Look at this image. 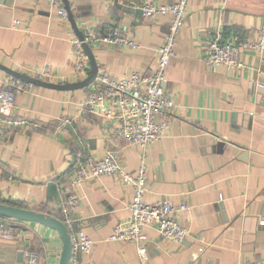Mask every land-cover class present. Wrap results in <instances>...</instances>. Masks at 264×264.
Returning a JSON list of instances; mask_svg holds the SVG:
<instances>
[{
    "label": "crops",
    "instance_id": "obj_1",
    "mask_svg": "<svg viewBox=\"0 0 264 264\" xmlns=\"http://www.w3.org/2000/svg\"><path fill=\"white\" fill-rule=\"evenodd\" d=\"M117 1L141 10L142 2L176 0ZM68 2L80 31L91 26L102 36L119 27L137 42L136 47L104 43L91 48L99 71L117 77L152 69L169 13L146 20L118 8L114 0ZM262 10L263 0L188 1L162 84L173 102L169 128L147 148L144 195L148 203L166 198L187 206L175 217L188 234L178 244L148 229L146 264H264V54L240 52L243 68H209L203 59L216 33L226 41L254 40ZM13 19L19 21L16 28L10 26ZM74 40L68 16H59L47 0H0L3 66L27 75L48 70L55 76L52 83L77 82L89 74V61L86 57L83 76L77 78ZM10 77L0 69V88ZM91 85L66 91L31 85L16 94L10 116L28 124L0 132V203L53 213L61 184L78 197L72 216L79 234L94 242L88 253L76 254L78 264H140L133 244L107 241L128 217L131 187L114 175L71 185L78 148L85 158L99 159L112 146L126 171L134 173L140 165V149L114 136L119 115L114 106L102 103L78 116ZM65 116L78 117L64 125L59 119ZM15 223L21 234L0 238V264H24V249L38 255V264H58L62 242L55 230Z\"/></svg>",
    "mask_w": 264,
    "mask_h": 264
},
{
    "label": "built area",
    "instance_id": "obj_2",
    "mask_svg": "<svg viewBox=\"0 0 264 264\" xmlns=\"http://www.w3.org/2000/svg\"><path fill=\"white\" fill-rule=\"evenodd\" d=\"M189 0H176L171 4H153L142 2L141 15L150 20L156 15L169 13L171 15L167 32L162 43L156 49L154 66L149 71L132 70L117 77H110L105 71L98 70L96 81L91 85L86 99L80 104L79 115L85 116L102 103L114 106L117 115V125L114 127V136L121 138L127 144L137 146L141 151L140 165L134 173L126 171L119 163L117 148L107 146L99 159L85 158V152L78 148L73 154V180L72 187H80L90 178H99L103 175L117 176L123 184L132 189V197L127 204L128 217L125 221L118 222L111 234L107 237L110 243H130L135 246L140 264L148 260L146 242L148 229H154L157 234L166 240L182 243L188 231L175 217L179 210L188 209L183 204L175 205L170 199H159L155 202H145L144 195L147 191L145 184L147 148L163 138L168 130L167 119L173 106L172 96L164 90L162 84L165 80L166 70L173 55L177 35L184 24L185 13ZM59 16L67 19L62 0H47ZM263 22L256 30L254 40L226 41L216 33L204 49V62L209 68L226 66L227 68H243L244 64L239 59L240 52L253 50L260 55L264 54V0L262 10ZM19 21L13 19L10 23L16 28ZM83 41L90 48L101 46L104 43L119 46L136 47L137 42L122 31L119 27L112 28L107 35L97 34L91 26H83ZM81 41H73L75 55L74 74L77 78L83 76L86 55L81 46ZM30 76L47 82H53L55 76L48 70H30ZM31 84L21 80L8 78L0 88V132L4 128H15L28 124L23 117L12 118L10 110L14 105L16 94L26 90ZM258 86H263L259 84ZM78 116H65L59 120L64 125L73 124ZM108 117V114H107ZM161 120L158 121L157 119ZM60 201L58 208L59 218L71 236L72 255L69 264H78L76 254L88 253L93 245V240L86 235H80L79 240L73 232L72 213L78 204V197L73 191L67 190L61 184ZM54 215V214H53ZM14 219L0 217V238L6 240L17 239L19 231ZM19 222V221H18ZM24 264H38V255L29 249L23 250Z\"/></svg>",
    "mask_w": 264,
    "mask_h": 264
},
{
    "label": "water",
    "instance_id": "obj_3",
    "mask_svg": "<svg viewBox=\"0 0 264 264\" xmlns=\"http://www.w3.org/2000/svg\"><path fill=\"white\" fill-rule=\"evenodd\" d=\"M62 1L64 3V8L69 18L70 24L75 34L77 35L78 40L82 42L81 43L82 49L84 51V54L88 58L89 65L86 69L89 71V74L86 76V78H83L82 80H79L77 82L58 84V83L38 80L30 75L12 70L11 68H8L0 64V69L6 71L11 76V78L21 80L27 84H31L34 86L50 88L59 91L81 89L87 87L88 85L96 81L98 66L96 64V60L94 58L92 49L88 46L87 43L83 41L84 39L83 31L82 30L80 31L76 25V21L72 16V12L68 0H62ZM114 5H116L118 8L122 9L125 12L141 13V10L133 8L131 6H124L123 4L119 3L117 0H114ZM49 186L50 188L56 187L54 182H50ZM55 200L57 202L60 201V196L58 193L55 196ZM0 217L14 219L18 221H24V222H35L55 230L58 233L62 242V248H61L58 264H69L72 255L71 236L67 228L65 227L64 223L56 216H54L51 210H47L44 212L41 210L28 209V208L18 207L15 205L0 203ZM73 232L77 240H79L80 234H79L78 222H73ZM22 255L23 253L21 252V256Z\"/></svg>",
    "mask_w": 264,
    "mask_h": 264
},
{
    "label": "trees",
    "instance_id": "obj_4",
    "mask_svg": "<svg viewBox=\"0 0 264 264\" xmlns=\"http://www.w3.org/2000/svg\"><path fill=\"white\" fill-rule=\"evenodd\" d=\"M53 214H54V216H56L58 219L61 217L59 211H56V210H55V211L53 212Z\"/></svg>",
    "mask_w": 264,
    "mask_h": 264
}]
</instances>
